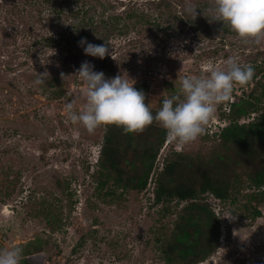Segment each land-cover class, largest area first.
<instances>
[{"label":"rangeland","instance_id":"obj_1","mask_svg":"<svg viewBox=\"0 0 264 264\" xmlns=\"http://www.w3.org/2000/svg\"><path fill=\"white\" fill-rule=\"evenodd\" d=\"M40 1L0 0V248L41 239L31 253L43 256L44 264H167L165 247L187 203H155L165 160L178 151L216 163L231 105L249 101L253 86L234 85L231 99L216 106L195 142L168 138L147 189L137 192L116 188L100 170L107 126L89 132L71 122L65 106L75 100L76 109H82L86 103L87 86L76 71L87 61L106 78L125 75L135 86L149 85L148 105L156 112L164 99L179 93L184 77L207 74L209 65L224 68L229 57L259 69L255 74L264 81V37L243 40L215 21L214 0H165L161 6L162 0H135L133 7L145 16L128 20V36L113 39L112 55L101 60L86 56L79 46L68 47L69 24ZM52 35L58 44L48 45ZM70 48L77 59L67 60ZM44 73V83L36 85ZM50 79L57 81L54 86ZM51 87H63L71 96L53 98ZM255 95L262 97V89ZM234 153L227 152L230 164ZM260 156L264 159V151ZM245 173L222 174L233 180L228 200L210 193L199 197L220 228L216 250L199 264H264V203L251 199L255 190ZM256 211L262 217L256 218Z\"/></svg>","mask_w":264,"mask_h":264},{"label":"trees","instance_id":"obj_2","mask_svg":"<svg viewBox=\"0 0 264 264\" xmlns=\"http://www.w3.org/2000/svg\"><path fill=\"white\" fill-rule=\"evenodd\" d=\"M37 1V4L41 2ZM134 1L45 0L49 12L64 17L69 24L65 30L70 34L67 39L68 47H78L82 38L93 44L106 42L111 46L113 39L128 36L131 25L127 21L135 17L142 20L145 16L133 7ZM164 4L165 0L158 3L159 6ZM65 31L60 35L62 39L66 35ZM47 42L48 45H53L60 41L52 35ZM75 51L76 49L70 48L67 60L78 58L73 55ZM50 82L54 86L57 81L50 79ZM246 86H253L251 99H238L231 105V123L221 133L222 149L216 163H212L215 162L214 158L209 160L192 157L176 151L167 157L164 168L158 175L154 191L156 204L174 200L187 203L180 222L176 225L174 239L165 247L167 264H199L210 258L216 250L220 236L218 219L208 204L199 202V197L210 193L218 200H228L233 180L229 174L222 176L223 173L245 170L248 186L255 190L251 199L264 203V159L260 156L264 151V81L254 74ZM51 88L53 98L71 96L63 87ZM136 88L144 92L145 102L148 104L149 85L138 84ZM258 89H262V97L255 95ZM252 114L257 115L253 122L239 124L241 118ZM167 140L165 130L156 122L143 131L131 134L125 133L120 127L107 126L100 156V170L107 180L113 181L116 188L143 192L156 170L158 156ZM232 149L237 158L230 164L228 160L232 159L228 158L227 152ZM235 179V184L240 182V176ZM255 217H262V212L256 211ZM41 242V239H36L22 246L21 264H44L43 256L31 253Z\"/></svg>","mask_w":264,"mask_h":264},{"label":"clouds","instance_id":"obj_3","mask_svg":"<svg viewBox=\"0 0 264 264\" xmlns=\"http://www.w3.org/2000/svg\"><path fill=\"white\" fill-rule=\"evenodd\" d=\"M214 20L226 24L243 40L264 37V0H214ZM197 16L196 9H189ZM86 56L105 59L112 55L108 43L93 44L86 38L78 42ZM113 58V56H112ZM207 74L184 77L179 93L166 98L153 114L146 104L143 91L125 75L106 78L103 72L85 61L75 76L87 86L86 103L76 109V101L65 107L71 122L83 125L89 132L99 126H116L125 133L143 131L154 122L166 132L167 138L180 144H190L203 135L204 126L214 117L216 106L231 99L234 85L246 86L254 77L251 65H241L234 57L225 61L224 68L209 65ZM47 73L38 74L36 85L44 83ZM23 248H0V264H21Z\"/></svg>","mask_w":264,"mask_h":264}]
</instances>
